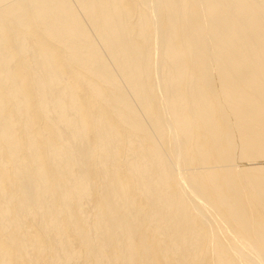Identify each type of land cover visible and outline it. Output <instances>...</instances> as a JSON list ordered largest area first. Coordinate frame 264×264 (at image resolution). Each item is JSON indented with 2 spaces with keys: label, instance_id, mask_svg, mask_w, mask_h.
<instances>
[{
  "label": "bare ground",
  "instance_id": "obj_1",
  "mask_svg": "<svg viewBox=\"0 0 264 264\" xmlns=\"http://www.w3.org/2000/svg\"><path fill=\"white\" fill-rule=\"evenodd\" d=\"M0 264H264V0H0Z\"/></svg>",
  "mask_w": 264,
  "mask_h": 264
}]
</instances>
